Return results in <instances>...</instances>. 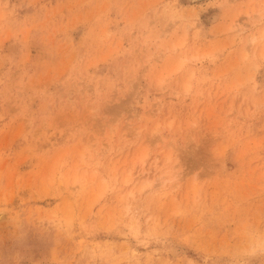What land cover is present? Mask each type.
<instances>
[{
  "label": "rangeland",
  "instance_id": "374dc122",
  "mask_svg": "<svg viewBox=\"0 0 264 264\" xmlns=\"http://www.w3.org/2000/svg\"><path fill=\"white\" fill-rule=\"evenodd\" d=\"M0 219V264H264V0H0Z\"/></svg>",
  "mask_w": 264,
  "mask_h": 264
},
{
  "label": "bare ground",
  "instance_id": "6f19581e",
  "mask_svg": "<svg viewBox=\"0 0 264 264\" xmlns=\"http://www.w3.org/2000/svg\"><path fill=\"white\" fill-rule=\"evenodd\" d=\"M1 214H2V213H1ZM2 215L4 216V213H3ZM2 218H3V217H2ZM2 218H1V219H2ZM1 219H0V221H1Z\"/></svg>",
  "mask_w": 264,
  "mask_h": 264
}]
</instances>
